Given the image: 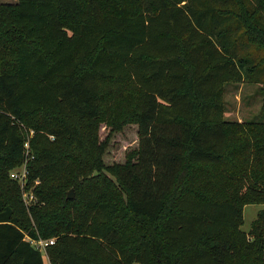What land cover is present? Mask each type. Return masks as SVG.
Listing matches in <instances>:
<instances>
[{
  "label": "trees",
  "instance_id": "trees-1",
  "mask_svg": "<svg viewBox=\"0 0 264 264\" xmlns=\"http://www.w3.org/2000/svg\"><path fill=\"white\" fill-rule=\"evenodd\" d=\"M8 35L0 165L27 158L32 129L27 183L41 181L26 209L0 177V264H44L30 239L49 237V264H264V210L240 228L244 206L264 204V122L229 120L223 103L225 84L264 73L248 54L264 52V0H16L0 4ZM131 125L137 146L107 164ZM61 147L75 156L58 187ZM98 169L114 182L68 219Z\"/></svg>",
  "mask_w": 264,
  "mask_h": 264
},
{
  "label": "rangeland",
  "instance_id": "rangeland-1",
  "mask_svg": "<svg viewBox=\"0 0 264 264\" xmlns=\"http://www.w3.org/2000/svg\"><path fill=\"white\" fill-rule=\"evenodd\" d=\"M16 0H0V4L4 3H14ZM13 46L14 42L11 40V36L0 37V70L10 69L11 64L14 59L13 55ZM248 54L256 61L262 62L264 58V52L262 50L256 49L254 46L249 48ZM223 103H224V117L236 121V122H251V121H262L264 122V73L261 75L259 81H243L240 83L230 82L224 85L223 88ZM100 137L103 138L108 129L104 128L106 121L100 122ZM28 128L26 127V130ZM31 129V128H30ZM32 131V133H31ZM23 134L25 135L24 131ZM33 134V130L28 131V135L25 136V142L27 146L25 147V153L28 157L24 161L14 167H10L8 170L5 169L4 165H0L1 173L0 177H5V179H12V182L20 190L21 199L23 205L26 209L33 205L34 201H28V197L25 195L33 191L34 187L40 183L41 180L34 178L33 183L30 180V184L27 183L29 172H32V169H29V162L31 160V147L30 137ZM48 139H52L49 137ZM30 140V141H29ZM32 142V141H31ZM137 146V134L136 127L134 125L126 126L122 131L112 135L107 151L104 155V161L107 164L112 162H123L125 158V153L132 148ZM70 149L61 147L59 150L60 163L63 165L64 170L62 175L54 181V186H58L60 181L67 179L68 167L72 163L75 156V152H69ZM66 154L65 157L63 155ZM79 161L83 164L86 163L87 166L91 164L89 158L79 157ZM74 164V163H73ZM67 167V168H66ZM66 168V169H65ZM25 171V178L23 173ZM11 172H15L19 177L13 179L9 176ZM4 173V174H3ZM4 175V176H3ZM81 179L83 187V200L80 202H75L69 204L67 208L68 219H74L75 222L78 221L77 215L81 213L85 205H92L97 199H99L100 194L103 192V187L101 183L114 182V176L105 169H98L93 171H88V174L79 176ZM7 184V183H6ZM5 183H0V198L7 199L8 190ZM8 185V184H7ZM30 185V186H28ZM9 189L15 190L16 187L13 184L8 185ZM59 187V186H58ZM71 191L72 199H75L79 196L78 190H75L73 187H70L66 190V193ZM25 197V199H24ZM114 197V196H112ZM36 199V198H35ZM55 202V201H54ZM53 208H51V211ZM259 210H264V204H249L244 206L243 209V223L240 226L241 230L248 232L252 220L256 217V214ZM43 239V238H41ZM52 239L55 241V237L45 238L43 240ZM43 255L44 264H49L47 257L43 250H41ZM136 264V263H135Z\"/></svg>",
  "mask_w": 264,
  "mask_h": 264
},
{
  "label": "built area",
  "instance_id": "built-area-1",
  "mask_svg": "<svg viewBox=\"0 0 264 264\" xmlns=\"http://www.w3.org/2000/svg\"><path fill=\"white\" fill-rule=\"evenodd\" d=\"M31 133H32V131H31ZM52 138V137H51ZM25 146H27V144L25 143L24 144ZM26 155H27V153H26ZM27 157H28V155H27ZM32 157V156H31ZM21 174H23V176H24V178H25V171L23 172V173H21ZM9 176L11 177V178H13V179H16L17 177H19L15 172H11L10 174H9ZM25 197H28V201L27 200H25L27 203L28 202H31V201H34L35 202V196H34V193H33V191H30V193H28V195L26 194L25 195ZM25 197H24V199H25ZM30 242L33 244V245H35V247L36 248H38L39 250H43V252H44V250H45V247L47 246V245H51V244H53V240L52 239H47V240H43V239H37V240H33V239H30Z\"/></svg>",
  "mask_w": 264,
  "mask_h": 264
},
{
  "label": "water",
  "instance_id": "water-1",
  "mask_svg": "<svg viewBox=\"0 0 264 264\" xmlns=\"http://www.w3.org/2000/svg\"><path fill=\"white\" fill-rule=\"evenodd\" d=\"M66 198H67V199H71V198H72V193H71V191H68V192L66 193Z\"/></svg>",
  "mask_w": 264,
  "mask_h": 264
},
{
  "label": "crops",
  "instance_id": "crops-1",
  "mask_svg": "<svg viewBox=\"0 0 264 264\" xmlns=\"http://www.w3.org/2000/svg\"><path fill=\"white\" fill-rule=\"evenodd\" d=\"M244 209V208H243Z\"/></svg>",
  "mask_w": 264,
  "mask_h": 264
}]
</instances>
